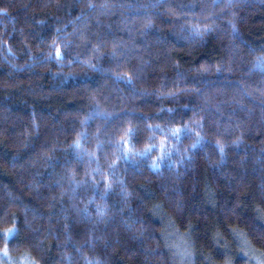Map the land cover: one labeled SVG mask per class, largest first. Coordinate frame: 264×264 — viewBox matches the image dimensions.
Instances as JSON below:
<instances>
[{
  "label": "trees",
  "instance_id": "16d2710c",
  "mask_svg": "<svg viewBox=\"0 0 264 264\" xmlns=\"http://www.w3.org/2000/svg\"><path fill=\"white\" fill-rule=\"evenodd\" d=\"M5 245L264 264V0H0Z\"/></svg>",
  "mask_w": 264,
  "mask_h": 264
},
{
  "label": "rangeland",
  "instance_id": "374dc122",
  "mask_svg": "<svg viewBox=\"0 0 264 264\" xmlns=\"http://www.w3.org/2000/svg\"><path fill=\"white\" fill-rule=\"evenodd\" d=\"M177 242V241H176ZM180 244H182L181 242H179ZM182 246V245H181ZM182 248L179 246L178 248H176V251L178 253V257L184 259L185 256L182 253ZM0 259L2 260V262L0 264H32V262L26 257H19V258H12L9 253L7 256L3 255V252L0 253ZM254 264H261L260 261L258 259L255 260Z\"/></svg>",
  "mask_w": 264,
  "mask_h": 264
},
{
  "label": "snow or ice",
  "instance_id": "6c2138e0",
  "mask_svg": "<svg viewBox=\"0 0 264 264\" xmlns=\"http://www.w3.org/2000/svg\"><path fill=\"white\" fill-rule=\"evenodd\" d=\"M57 55L59 56V52H57ZM178 131V130H177ZM193 147H195V145H193ZM147 151V149H146ZM14 233L13 229H9L7 230V233L5 234V240L7 241V239ZM3 255L7 256L8 255V250H7V245H5V248L3 249ZM32 264H35V262L33 261Z\"/></svg>",
  "mask_w": 264,
  "mask_h": 264
}]
</instances>
